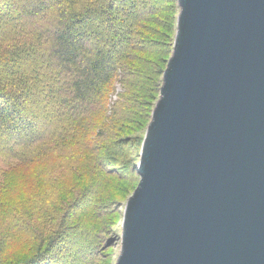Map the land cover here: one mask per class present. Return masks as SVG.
<instances>
[{"label":"water","instance_id":"95a60500","mask_svg":"<svg viewBox=\"0 0 264 264\" xmlns=\"http://www.w3.org/2000/svg\"><path fill=\"white\" fill-rule=\"evenodd\" d=\"M173 8L111 264H264V0Z\"/></svg>","mask_w":264,"mask_h":264},{"label":"trees","instance_id":"16d2710c","mask_svg":"<svg viewBox=\"0 0 264 264\" xmlns=\"http://www.w3.org/2000/svg\"><path fill=\"white\" fill-rule=\"evenodd\" d=\"M161 3L0 0V8L11 9L4 19L0 13V264H94V258L85 261L79 254L76 239L90 242V213L96 216L95 195L100 181H106L105 169L93 175L90 187L83 186L79 168L70 169L77 182L66 187L75 191L67 200L51 196L48 188L41 199L31 194L13 200L14 169L43 152L38 148L43 131L33 112L49 104L55 114L68 104L83 110L110 81L123 77L127 60L135 56L130 49L137 48L136 26L156 14ZM23 100L29 106L25 111ZM63 173L54 175L58 182ZM24 215L28 221H21ZM42 222L48 237L39 229ZM20 233L36 240V249L24 259L8 260L7 251Z\"/></svg>","mask_w":264,"mask_h":264},{"label":"rangeland","instance_id":"374dc122","mask_svg":"<svg viewBox=\"0 0 264 264\" xmlns=\"http://www.w3.org/2000/svg\"><path fill=\"white\" fill-rule=\"evenodd\" d=\"M162 2L156 14L136 26L132 36L137 48L130 49L135 56L127 60L123 77L110 81L97 97L85 103L83 110L74 111V106L68 104L55 114L49 104L43 105L44 110L41 107L33 112L34 120L40 122L38 126L43 131L42 144L38 147L43 152L14 169L16 175L9 191L13 200L29 199L31 194L41 199L46 188L50 189L51 196L58 194L67 200L75 191L66 187L77 182L68 173L70 169L79 168L86 187H90L93 175L105 169L106 181H100L95 195L96 216L90 213L89 222L94 224L88 234L90 242L85 238L76 239L77 244L81 242L79 254L85 261L94 258V264H111L119 246L118 220L123 201L139 178L134 168L141 150L139 137L145 130V114L157 94L158 74L172 39L175 0ZM4 6L0 8L3 19L11 12ZM103 31V38L107 39L109 32L105 26ZM23 103L21 107L25 111L29 106L25 100ZM60 171L65 173L58 182L54 175ZM20 219L29 220L26 215ZM85 228L88 230V224ZM39 229L46 237L50 235L43 222L39 223ZM16 238L7 251L8 260L30 256L38 244L24 233L17 234Z\"/></svg>","mask_w":264,"mask_h":264}]
</instances>
